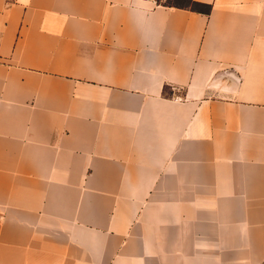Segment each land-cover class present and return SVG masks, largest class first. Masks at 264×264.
<instances>
[{"label": "crops", "instance_id": "crops-1", "mask_svg": "<svg viewBox=\"0 0 264 264\" xmlns=\"http://www.w3.org/2000/svg\"><path fill=\"white\" fill-rule=\"evenodd\" d=\"M192 1L0 0V264H264V0Z\"/></svg>", "mask_w": 264, "mask_h": 264}, {"label": "trees", "instance_id": "trees-1", "mask_svg": "<svg viewBox=\"0 0 264 264\" xmlns=\"http://www.w3.org/2000/svg\"><path fill=\"white\" fill-rule=\"evenodd\" d=\"M190 1H191V5H180L178 3H168L166 6L177 7V8H184L185 7L187 9H190V10H193V11H197V12H202V13H206V14L210 13V7L200 5V4L196 3V2H193L192 0H190ZM167 93H168L167 88H165L164 94L167 95Z\"/></svg>", "mask_w": 264, "mask_h": 264}, {"label": "rangeland", "instance_id": "rangeland-1", "mask_svg": "<svg viewBox=\"0 0 264 264\" xmlns=\"http://www.w3.org/2000/svg\"><path fill=\"white\" fill-rule=\"evenodd\" d=\"M160 4L167 5L168 3H178L180 5H191L190 0H158Z\"/></svg>", "mask_w": 264, "mask_h": 264}]
</instances>
